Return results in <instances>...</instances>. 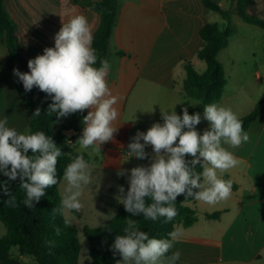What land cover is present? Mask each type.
Listing matches in <instances>:
<instances>
[{"label":"crops","instance_id":"obj_1","mask_svg":"<svg viewBox=\"0 0 264 264\" xmlns=\"http://www.w3.org/2000/svg\"><path fill=\"white\" fill-rule=\"evenodd\" d=\"M6 1L7 4L16 2V6L23 8L32 6L31 3L26 4L29 0ZM81 1L66 0L50 25L38 26L31 31L34 35L31 49L27 52L23 48L22 51L26 66L29 59L42 55L45 48L54 47L55 34L62 22L66 23L72 16L84 15L94 36L100 25V15L82 6ZM214 1L222 9L231 8L230 0ZM255 1L264 19V0ZM118 2V19L107 60L111 65L107 81L112 94L118 98L116 107L119 116L114 122L118 130L112 141L100 146L104 163L114 159L118 153L126 154L122 158L128 159L127 145L131 138L137 131L146 132L153 123L162 124L161 110L170 111L174 108L178 115H182L184 107L188 111L196 107V102L185 96V64L191 62L203 74L207 65L198 58L203 45L200 37L202 27L217 23L219 29L224 31L228 26V21L219 13L207 9L202 0ZM47 14L52 16V13ZM231 23L235 32L228 48L218 56L227 78L218 105L231 108L240 119L250 114L264 98V30L246 23L236 14L231 16ZM221 58H225L224 62ZM7 60L8 49L0 41V118L7 116L9 126L24 132L30 128L31 118L21 100L15 78L7 68ZM243 107L245 114L241 111ZM245 132L249 135L248 142L229 149L239 164L219 174L224 180L233 183L230 198L216 205L195 200L188 203L197 211V222L189 228L182 225L176 227L182 232L181 240L172 250L181 253L177 264H264V115ZM76 144L77 141L75 148L78 153L87 155L86 151L93 152L92 148L81 151L78 149L79 144ZM145 150L151 155V146ZM117 163L115 175L121 169L147 166L150 160L132 157L128 162L121 160ZM128 175L120 176L125 193L129 187ZM115 187L116 184H113L109 188V195L119 202L117 197L120 193ZM109 208L113 219L119 209ZM216 212H221L219 219L207 218V214ZM31 260L24 257L26 263ZM31 264H35L33 260Z\"/></svg>","mask_w":264,"mask_h":264},{"label":"clouds","instance_id":"obj_2","mask_svg":"<svg viewBox=\"0 0 264 264\" xmlns=\"http://www.w3.org/2000/svg\"><path fill=\"white\" fill-rule=\"evenodd\" d=\"M92 42L88 19L84 15L72 16L66 23L62 22L55 34L54 47H47L42 55L29 59L28 72L14 68L13 74L26 92L36 87L51 98L47 110L50 116L55 114L60 119L88 110L77 142L81 150L92 148L100 153V146L114 139L118 130L114 122L119 111L118 98L112 94L107 81L111 65L107 60H100V66H95L98 57ZM40 115L37 108L32 117ZM161 118L162 124L153 123L146 132L137 131L127 145L128 159H148L150 163L117 172V176L130 172L127 192L118 186L120 196L117 197L130 217L141 216L153 222L164 218L171 222L178 215L175 204L181 195L185 197L183 203L192 198L216 205L229 199L233 183L219 174L239 164L229 149L249 140L236 113L216 103L204 105L203 119L210 127L202 134L196 129L201 123L200 113L189 114L187 107L182 109V115L174 108L161 110ZM148 146H151V155L145 150ZM62 154L61 148L45 132L33 133L27 129L18 132L9 126L7 116L0 118V173L9 181L19 179V187L25 193V207L34 208V202L40 201L46 188L63 182L60 205L52 211L63 215L66 211L83 209L81 197L92 183L94 169L79 154L64 168L62 180L58 181L57 163ZM198 165L200 172L196 171ZM3 191L9 196L6 203L16 207V197L10 193L7 181L3 183ZM96 226H100L98 221ZM55 234H61L60 228L55 229ZM181 238L182 232L176 228L166 238L150 237L141 230L138 220L127 218L123 234L115 236L111 250L121 258L116 264H177L181 253L172 250ZM46 243L49 247L55 246V241Z\"/></svg>","mask_w":264,"mask_h":264},{"label":"trees","instance_id":"obj_3","mask_svg":"<svg viewBox=\"0 0 264 264\" xmlns=\"http://www.w3.org/2000/svg\"><path fill=\"white\" fill-rule=\"evenodd\" d=\"M6 0H0V41L8 49L7 68L16 81L21 100L23 101L31 118L29 132L43 131L55 144L61 148L63 154L58 158L57 178L62 180L64 168L71 163L72 158L78 153L75 143L81 137L83 131V113L77 112L65 118L57 119L55 114H47L48 106L52 102L44 92L33 87L29 92L23 88L22 82L13 74V69L20 72H28L29 69L22 60L23 39L19 36L17 23L10 18L4 7ZM205 7L219 13L229 22L226 30L221 31L217 23H208L202 27L200 37L203 41L198 58L204 61L207 69L200 74L191 62H186L187 78L184 82V91L187 99L194 100L196 107L189 114L203 113L206 104H218L227 85L226 73L219 62V53L229 46V41L235 29L231 26L233 14L241 17L246 23L264 30V19L261 10L255 0H230L231 8L222 9L214 0H202ZM80 4L99 13L100 25L93 36L92 47L97 54V64L100 60H108L110 55V42L118 19V0H82ZM39 108L41 115L32 117L34 111ZM264 115V98L255 106L253 111L240 118L244 131ZM58 123V127L55 125ZM31 155V153H29ZM85 160L89 157L82 154ZM189 159H191L189 157ZM196 171H202L197 166ZM8 182V188L16 197V207H10L6 201L8 195L4 194L3 183ZM20 181H9L8 177L0 174V222L6 228V234L0 237V264H29L24 257H29L35 264H81V243L77 227L71 224L65 217L54 213L52 210L60 205L62 199L59 185L45 189V195L39 202H34V208L25 207L23 199L25 193L19 187ZM185 197L178 196L175 207L178 215L171 222L164 218L158 221L145 220L141 216L130 217L122 206L118 214L103 226L97 228L84 227V235L90 245L89 264H116L121 259L119 255H113L111 246L116 235L123 234L126 219L138 220L141 230L149 233L150 237L166 238L167 234L179 225L185 228L193 226L197 222V211L188 203H183ZM221 212L207 214L209 219H219ZM60 228L61 234L57 236L55 229ZM55 241L54 247H49L46 242ZM171 252L169 253V255Z\"/></svg>","mask_w":264,"mask_h":264},{"label":"rangeland","instance_id":"obj_4","mask_svg":"<svg viewBox=\"0 0 264 264\" xmlns=\"http://www.w3.org/2000/svg\"><path fill=\"white\" fill-rule=\"evenodd\" d=\"M65 1L66 0H29V2L26 1V4L29 5V3H31L32 6L29 5L26 8L16 6V2L7 4V1H5L4 7L6 8V10H8L7 12L10 18L17 23L20 29V36L23 39L24 50L26 49V51L29 52L34 42V35L31 31L38 26L50 25L51 21H54L53 18L54 15H56V12L61 8L62 5H65ZM47 13H52V16L48 15ZM230 24L235 29L231 21ZM22 54L23 59H26L24 53ZM221 60L222 62H224L225 58H221ZM202 64L204 65V62H202ZM244 110L245 108L243 107L241 109V111L243 112L242 114H245ZM200 115L202 118L201 123L196 126V129L202 134L205 129H208L210 127V125L206 120L203 119V113H200ZM77 145L78 142L76 146ZM78 149H80V146ZM86 154L89 157L88 163L90 162L89 165L94 169V172L91 185L84 189L81 197V201L84 207L80 212L66 211L64 213L66 219L71 224L75 225L79 231V240L81 243L80 261L82 264L90 263V245L88 239L84 235V227L88 226L91 228H97L112 220L110 217V213L112 211L104 204L103 198L105 196H110L109 194H111V190H109V188L113 184H116V187L114 188L116 191H118V186H123L125 189L123 178L115 175L114 168L117 166L118 161L122 160L123 162H125L126 159L122 157H125L124 155L126 154L118 153V156H114V159H110L106 163L103 162L104 160L101 152L96 153L94 151H86ZM59 189L61 196L63 197V182L60 183ZM97 221L99 222L100 226H96ZM6 231L7 230L4 224L0 222V237L4 236L6 234ZM31 261L29 264H31Z\"/></svg>","mask_w":264,"mask_h":264},{"label":"water","instance_id":"obj_5","mask_svg":"<svg viewBox=\"0 0 264 264\" xmlns=\"http://www.w3.org/2000/svg\"><path fill=\"white\" fill-rule=\"evenodd\" d=\"M55 127H58V123L55 125ZM103 202L105 205L109 206V207H113V208H117L120 209L122 206L119 202H117L113 197L111 196H105L103 198Z\"/></svg>","mask_w":264,"mask_h":264}]
</instances>
